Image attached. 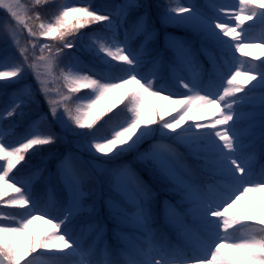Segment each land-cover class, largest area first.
<instances>
[{
	"label": "snow or ice",
	"instance_id": "snow-or-ice-1",
	"mask_svg": "<svg viewBox=\"0 0 264 264\" xmlns=\"http://www.w3.org/2000/svg\"><path fill=\"white\" fill-rule=\"evenodd\" d=\"M48 3L0 0V41L5 45L0 49V97H5L0 105V207L21 210L0 211V264H36L41 257V264H63L69 257H78L76 264H236L222 252L225 247L238 251L244 264H264V214L254 220L237 207L248 193L264 191V164L256 172L253 163L256 155L264 160V60L257 57L256 64L235 55L246 57L248 47L264 48V33L251 35L257 24L264 26V0H239L238 11L216 3L205 11L182 0L99 6L85 0L80 7L62 5L52 18L45 15H51ZM157 19L197 36L194 41L165 32L163 38L164 49L172 52L170 64L176 66V84L187 90L182 99H172L175 93L159 75L165 53L150 46L160 35ZM94 24L100 29L81 31ZM81 55L93 67L84 65ZM200 57L219 81L214 90L198 79ZM148 58L150 76L140 71ZM96 63L123 74L94 78ZM180 68L190 70L191 78ZM29 76L47 104L34 119L39 101ZM59 81L67 93L52 86ZM127 85L136 87L124 93L122 108L100 104ZM82 89L90 92L73 96ZM146 97L180 105L181 113L166 120L167 113L146 104ZM104 117L106 127L97 128ZM24 120L30 123L23 135L8 143ZM154 125L173 144L155 142L140 151L157 131ZM83 129L88 132L78 131ZM58 142L74 144L90 157L83 161L69 150L58 159L59 191L50 183L48 160L43 155L35 160L43 146ZM130 153L135 154L132 161L107 167ZM134 163L143 167L138 170ZM204 172L211 174L210 182H201ZM33 183L47 203L33 195ZM34 220L51 224L52 230L43 236L30 233ZM109 230L123 247L107 242ZM169 230L182 245L172 243ZM89 234L96 243L85 248L82 239Z\"/></svg>",
	"mask_w": 264,
	"mask_h": 264
},
{
	"label": "rangeland",
	"instance_id": "rangeland-1",
	"mask_svg": "<svg viewBox=\"0 0 264 264\" xmlns=\"http://www.w3.org/2000/svg\"><path fill=\"white\" fill-rule=\"evenodd\" d=\"M62 1H63L62 5L71 4V5L77 6V7L83 6V4L85 2V0H62ZM95 2H96L95 0H92V3H95ZM182 2H191V3L198 4L205 11L209 10V9H207L206 6L208 4H210V3H216V4H219L221 6L228 7L229 9H235L237 11L239 10V8L237 7V5L239 3V0H233L232 3H227V2L222 3V2H220L218 0H182ZM3 15H4L3 10H0V17H2ZM51 16L52 15H50L49 18H51ZM219 16H220L221 19L225 18L224 17V13H219ZM230 23L233 24V26H234V21H230ZM247 23H251V22H247ZM245 26H247V24ZM165 27L166 26L164 25V28ZM165 32H168V31H165ZM165 32L163 34L159 35L160 38L158 37L159 40L163 41V44H164V39L163 38H164ZM168 33H171V32H168ZM262 33H264V26H260L259 24H257L254 28L251 29V35L253 37L258 38ZM121 36H122V34H121ZM175 36H177V35H175ZM26 37H27V33H26V30H25V32L23 33V38L26 39ZM225 39H228V38H225ZM42 42H49L50 43V41H42ZM4 47H5L4 43L2 41H0V49H3ZM29 47H31V46L29 45ZM12 51L14 52L15 50L13 49ZM75 51H76L75 49H73V50L65 49V52H75ZM244 52L248 53V55L246 57L243 56L241 53H238V52L236 53V56L241 58V59L250 60V61H252L253 63H256V64H258L259 61L256 60L255 58L258 57V58L264 60V48H261V47H248V48L244 49ZM79 58H80V60L82 61V63L84 65H88V63L86 62L85 55H81ZM61 66L63 67V65H61ZM148 67H149V65L146 68H148ZM152 67L150 68L149 72L147 73L148 76L151 75ZM143 68H145V67L142 65L140 71ZM158 71H159V75H160L161 78L162 77H166V75H169V77L172 79V81L176 82L175 81V73L173 71V67L170 66L169 67V72H167V67L164 65V62H162ZM95 72L98 75H96L94 78H99V71L97 69H95ZM200 73L201 72H199V74H198V79L201 81L202 76H201ZM84 74H88V73L85 72ZM162 82H164V83H166L168 85V82H167L166 78L163 79ZM28 83L31 85L33 90L37 91L36 92V99L39 101V105L38 106L34 105L33 106V111L31 113V118L34 119V117H36L40 112L47 110V104L45 103L44 96L41 95L40 92H39V88H38V85H37L36 81L33 80L31 76H29V78H28ZM52 86L61 88V90L63 92H65V93L68 92V89L64 86L62 81L56 82ZM168 86L170 87V90L173 93H175V95L172 97V99H182L183 98V93H185L186 91H180V90H183L182 87H179L178 85H176L175 88L171 87L170 85H168ZM135 87H136L135 85H127L125 87V89L120 90L116 95L111 96V97L113 98L114 101H119L122 98V96H123V94L125 92H129V91L133 90ZM89 92H90V90H88V93ZM37 93L40 94V95H38ZM88 93H86V94H88ZM163 94L167 95L168 93L164 92ZM73 96L74 97L77 96V93L73 94ZM77 103H80V101H77ZM145 103L146 104H150L151 106H153L154 103H156V106H158L159 109L165 111L167 114L172 112L171 109H175V108L180 106V105H177V104H169L168 102L161 101V100H159V99H157L155 97H146ZM181 110H182V106L180 107L179 111L176 113L177 115H175V116H178L181 113ZM214 118L215 117L206 118L204 121H201V122L207 123L209 119H214ZM166 120H170V119H166ZM28 123H30V120H24V121L20 122V124L22 126L26 125ZM190 123H191V121H190ZM78 131H82V132L86 133V132H88V129H83V130H78ZM155 142H158V141H154V143ZM160 143H162V144H173V142L165 143L163 141L160 142ZM57 145H58L57 148H60V147L68 148L69 147L71 151L76 152L77 155L81 156L83 161H88L90 159L89 154H88L87 151H85V152L77 151L74 144L58 142ZM173 146L177 147L178 150L180 152H182L181 149L177 145L174 144ZM50 153H51V151L48 152V156L45 155L47 157H45V156H43V157L48 160V162H49L48 163V168L53 174L50 183L53 185L54 188L57 189V191H59L61 185H60L59 180H58V178L56 176V164H57L56 160L57 159L49 161V158H60V156H58V157L50 156V155H52ZM130 158H131V155L127 154V156L126 155L123 156L120 160H117V161H114V162H110L107 165V167H114L116 164H119L121 162H126L127 159H130ZM257 161H258L257 157L255 156L254 160H253V163L255 164ZM84 166L87 167V165H84ZM33 188L37 189V186H36L35 183H33V185H32V189ZM41 196H42V198H41ZM41 196L38 197V199L41 201V203L46 202L47 197L43 193H42ZM237 207H238L239 212H240L241 215L252 217V218H254V220L260 219L261 218V214H264V191L248 193L247 197L245 199H242V200H240L238 202ZM54 210H55V204L52 205V211H53V214H56V210L55 211ZM51 227H52L51 224L45 223L42 220H34L33 223L29 226L30 229L33 228L34 230H46V229L51 228ZM237 228H239V226H237ZM237 234H239V237H236ZM241 235H242V232L241 233H239L238 231L235 232V238L239 239L241 237ZM95 241H96V238H95ZM82 246L85 247V248H88V246H89L88 244H86L84 242V238L82 239ZM222 252L224 253V255L225 254H230L232 257H235L240 262V264H244V262L242 260V257H241V255H240V253L238 251L225 247V248L222 249ZM188 264H192V262L189 261Z\"/></svg>",
	"mask_w": 264,
	"mask_h": 264
},
{
	"label": "trees",
	"instance_id": "trees-1",
	"mask_svg": "<svg viewBox=\"0 0 264 264\" xmlns=\"http://www.w3.org/2000/svg\"><path fill=\"white\" fill-rule=\"evenodd\" d=\"M116 1L120 3L119 0H116ZM60 3H62V0H49V3L45 6V8L48 9V10H50L51 15L53 14V16H54L55 12L58 11V8H59V6H60ZM152 3H154V4H165V3H167V0H152ZM103 4H107V3H106L105 1H101V5H103ZM94 5H95V6H98L97 3H95ZM45 15H46L48 18L50 17V15H49L48 12H46ZM157 22H158V19H157ZM91 27H96V25H92ZM91 27H90V28L82 29L81 31L95 30V29H93V28H91ZM177 31L183 33V35H185L186 37H188V36L191 35V34H190V31H191V30H190V29H186V28H184V27L179 28ZM51 43H54V42L51 41ZM198 46H199V45H198ZM164 51H165V50H164ZM164 53L167 54L168 59H169V58H170V59L172 58V53H170V52H168V51H165ZM170 59H169V60H170ZM226 59H229V61L231 60L230 57H226ZM200 60L202 61V63H205V65H206V67H207V68H206L205 76L210 75V73H209V71H208V69L210 68V66L208 65L207 61L204 60L203 57H200ZM88 63H89V60H88ZM114 63H115V62H114ZM89 64H90V63H89ZM90 65H92V64H90ZM92 66H93V65H92ZM94 66H99L101 69H108L107 66L102 65V64H99V63H96ZM110 71H111L113 74L115 73V75H122V73H121L120 71L116 72V69H112V70H110ZM211 76H213V75H211ZM214 77H215V76H214ZM215 79H216V77H215ZM216 82L219 83V81H218L217 79H216ZM122 99H123V97H122ZM4 100H5V97L0 98V105L3 104ZM121 101H122V100H121ZM121 101L117 103V102H113V100H111V101H109L108 103L103 102V103H101V105H106V104L116 105L117 108L114 109V111H116V110H118L119 108H122V107H123V104L121 103ZM82 102H83V101H80V103H82ZM152 107H153V106H152ZM154 108H156V106H155ZM156 109H157V108H156ZM246 110H247V109H246ZM175 113H176V111H173V113H172L170 116L174 115ZM34 118H35V117H34ZM120 118H123V116L121 115ZM114 119H116V118H114ZM105 120H107V117H104L101 121H99V122H98V126H99V127H101V126H105V127H106V125H105ZM242 124H244V125H242ZM242 124H241V127L243 128V127L245 126L246 122H242ZM28 125H29V123L26 124V125H23V126H22V125L19 123V124L16 126V128L13 129L12 133L8 136V138H7V142H8V143H15L16 140H17V138H18L19 136L23 135V133H24L25 130L27 129ZM153 127L156 128L157 125H154ZM173 135H174V134H173ZM155 138H156V137H153V139H155ZM151 141H152V139L146 140L144 143H142V144L140 145L139 150H140V151H143L145 148H147V147L149 146V144L151 143ZM57 147H58L57 144H56V145H46V146H43V149H44L43 152H42L41 154L37 155V157H35V160L38 161V160L41 158V155H43V156L47 155V156H48V152H49V151H51L50 154L53 155V154H57V152H58V153H59V152L62 153V152H64V151L67 150L66 147H65V148H63V147L57 148ZM181 147H182V146H181ZM182 148H183V147H182ZM183 150L185 151L184 148H183ZM61 153H60V154H61ZM131 155H134V153H132ZM47 156H45V157H47ZM52 159H53V158H49V161H52ZM189 161L191 162V164L194 163V161H193L192 159H189ZM142 174L144 175L145 179H147V174H146V173H142ZM45 175H47V173H45ZM210 175H211L210 173H208V172H204V173L201 174L200 176H201V178H202V177H204V176L209 177ZM35 190H38V189H35V188L32 189V193H33L34 196H36L38 193H41V192H39V191H35ZM34 191L37 192V193L34 194ZM8 192H9V195L12 194L10 189H9ZM162 195H163V194H162ZM7 198H8V197H5L4 199L6 200ZM5 210H7V211H12V212L17 213V214L21 211V210H19V209H7L6 206H5V207H0V211H5ZM51 230H52V229H48V231H46V232H45V231H42V232H38V233H40L41 236H43V235L49 233ZM125 230H126V231H129L128 229H124V231H125ZM31 232H37V231H33V230H31L30 233H31ZM109 239H110V243H111L112 246L117 247V248H119V246H120V247H123L122 243H121L116 237H114V236L112 235L111 230H109ZM43 259H44L43 257L37 259L36 264H41V261H42ZM75 259H76V257H69V258H67V260H65V261L63 262V264H69L70 262H72V261L75 260Z\"/></svg>",
	"mask_w": 264,
	"mask_h": 264
}]
</instances>
